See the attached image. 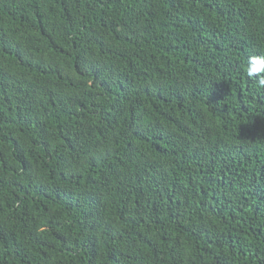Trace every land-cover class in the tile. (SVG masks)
Instances as JSON below:
<instances>
[{"label":"trees","instance_id":"obj_1","mask_svg":"<svg viewBox=\"0 0 264 264\" xmlns=\"http://www.w3.org/2000/svg\"><path fill=\"white\" fill-rule=\"evenodd\" d=\"M264 0H0V264H264Z\"/></svg>","mask_w":264,"mask_h":264},{"label":"clouds","instance_id":"obj_2","mask_svg":"<svg viewBox=\"0 0 264 264\" xmlns=\"http://www.w3.org/2000/svg\"><path fill=\"white\" fill-rule=\"evenodd\" d=\"M248 75L257 80L261 87H264V56L250 57Z\"/></svg>","mask_w":264,"mask_h":264}]
</instances>
